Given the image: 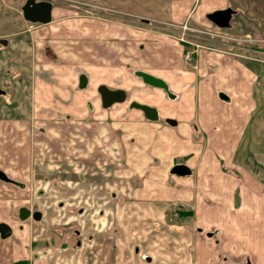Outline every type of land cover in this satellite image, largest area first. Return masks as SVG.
<instances>
[{"label":"rangeland","instance_id":"374dc122","mask_svg":"<svg viewBox=\"0 0 264 264\" xmlns=\"http://www.w3.org/2000/svg\"><path fill=\"white\" fill-rule=\"evenodd\" d=\"M50 1L53 20L42 25L23 18L26 0H0V171L24 184L0 179V204L16 219L23 205L43 214L40 260L32 264H257L246 249L241 256L221 250L209 216L195 215L196 202L211 203V182L194 177L205 161L227 178L241 163L264 194V40L257 39L264 0ZM220 8L236 11L230 28L206 17ZM163 49L174 67L165 76L173 98L135 74L162 77ZM215 55L258 75V106L233 162L204 157L216 148L197 122L195 77L202 66L218 67ZM101 84L124 89L127 100L103 108ZM133 101L156 107L159 120L132 109ZM254 135L260 141L250 142ZM174 164L188 165L193 177L178 181Z\"/></svg>","mask_w":264,"mask_h":264},{"label":"crops","instance_id":"0c3cea01","mask_svg":"<svg viewBox=\"0 0 264 264\" xmlns=\"http://www.w3.org/2000/svg\"><path fill=\"white\" fill-rule=\"evenodd\" d=\"M220 1L222 4L225 0L223 2L222 0ZM187 13L188 11L183 12V14ZM235 15L236 11L233 16ZM106 33L105 38L113 35V32L109 30ZM263 36L261 35L257 39L264 40ZM119 46L129 48V45L126 43H122ZM214 57L215 61H218V63L216 62L218 67L215 68L213 66L215 70H210L202 66L199 78L195 77V83H197L195 89H198L199 92L196 93L199 96L197 122L199 123L200 131L209 134L211 138L210 143L214 145L213 148H216L214 150L215 153H205L204 157L208 160L215 159L218 161L220 158L229 159L233 162L237 156L238 144L241 142V138L245 134L252 117L251 112L255 111L258 106L252 97L258 75L257 72L251 69V65H247L243 61L230 60L227 57L216 60L217 56L215 55ZM161 59L163 63L160 64L159 68L163 76L159 77L152 72L147 73L162 78L169 85V79L165 78V76L170 78L174 76L171 73L174 67L173 63H171L172 60L169 59V54L165 53L164 49L161 51ZM149 67L152 70L155 69L151 63ZM21 76H24V73ZM54 77H56L55 72ZM262 82L259 86V91L264 95V79ZM179 87L181 88L180 85ZM179 87H177V90ZM220 92L229 96L230 101L225 103L230 104V106L222 104L224 101L217 100L216 97H218ZM2 93V95H5V92L2 91ZM173 95L176 96L175 94ZM263 95L260 101L261 105L264 106ZM217 127L219 130L215 129ZM213 129L218 131L214 132ZM258 136L254 135L250 139V142L253 140H256V142L260 141ZM253 155L257 156L256 154H252L251 156L253 157ZM251 156L249 157L252 158ZM258 157L261 156L258 155ZM204 164V166L200 167L198 176L194 177V179L197 183L199 178V182L204 184L205 182L200 177L202 175L207 176V180L211 182V185L209 184L208 187L211 203L207 205L196 202L195 215L201 221L207 220V222L208 218L205 216H209L211 228L218 229L221 234V250L229 252L233 256H241L242 252L246 249L254 255L257 264H264V194L263 189L256 188L253 181H251L252 176L250 172L252 169L247 170L245 166L238 163L242 167L232 168L235 171L233 174L230 173L229 178H227L224 177L225 175L223 174L225 173L222 169H218L216 166H208L206 165V161ZM239 169L240 171L242 170L240 176L235 174L239 173ZM191 177H193V174L184 177L176 175L178 181L190 179ZM227 179L230 180L226 182ZM13 182L24 186L21 182L11 181L12 184H15ZM2 204H0V226L4 224L8 227V230L4 233L8 235L7 237H2L0 232V264H14L15 262L22 261L26 262V264H32L39 261L41 249L39 241L41 240L42 232H38L36 229L41 231L37 224L42 221L43 214L41 220H34L32 217L33 211L23 205L19 207L18 218L16 219L14 216H10V205L7 202H2ZM136 206L142 205L138 204L133 207ZM24 207L29 209L31 214L27 219L22 220L20 218V210ZM251 214H258L259 217L254 219ZM80 243L79 241L77 242L78 245ZM36 247L39 248L36 252H33V260L31 261L32 249ZM218 253L216 249L215 258L219 261Z\"/></svg>","mask_w":264,"mask_h":264},{"label":"water","instance_id":"95a60500","mask_svg":"<svg viewBox=\"0 0 264 264\" xmlns=\"http://www.w3.org/2000/svg\"><path fill=\"white\" fill-rule=\"evenodd\" d=\"M53 9L54 5L50 0H26L25 4L22 6V14L23 18L30 23L46 25L51 23L53 20ZM234 14L235 11L232 8H225L213 11L207 14L206 17L217 27L226 29L230 28L231 20ZM135 74L139 76L145 84L155 88H160L168 93L171 98L174 97L169 90V85L162 78L144 71H136ZM87 83V76L85 74H80L78 78L79 88L84 89L87 86ZM98 92L100 94L101 105L105 109L113 106L116 103H123L127 100V92L121 88L111 89L107 85L101 84L98 86ZM218 96L224 102L230 101L229 96L223 92H220ZM130 107L143 112L145 118L150 121L159 120V112L156 107L136 101H133L130 104ZM167 122L172 126L177 124V121L171 118L167 119ZM171 174L184 177L191 174V169L186 164H178L171 169ZM0 179L6 182H11L9 177L6 176V174L2 171H0ZM30 214L31 211L24 207L21 209L20 218L25 220L30 216ZM32 217L34 220L39 221L41 220L42 213L40 211H35L32 213ZM7 230L8 227L6 225L2 224L0 226L2 237H7L8 234H4Z\"/></svg>","mask_w":264,"mask_h":264},{"label":"trees","instance_id":"16d2710c","mask_svg":"<svg viewBox=\"0 0 264 264\" xmlns=\"http://www.w3.org/2000/svg\"><path fill=\"white\" fill-rule=\"evenodd\" d=\"M188 215H193V212H187ZM17 264H26V262L22 261V262H17Z\"/></svg>","mask_w":264,"mask_h":264},{"label":"flooded vegetation","instance_id":"af4514ba","mask_svg":"<svg viewBox=\"0 0 264 264\" xmlns=\"http://www.w3.org/2000/svg\"><path fill=\"white\" fill-rule=\"evenodd\" d=\"M123 103H124V102H123ZM116 104H121V103H116ZM114 105H115V104H114ZM132 109H133V108H132ZM142 113H143V112H142ZM146 119H147V118H146ZM176 165H178V164H176ZM176 165L174 164L173 167L176 166ZM187 166H188V165H187ZM173 167H172V168H173ZM172 168H171V169H172ZM171 169H170V173H171ZM190 169H191V168H190ZM173 175H174V174H173ZM33 212H35V211H33ZM33 212H32V213H33ZM20 213H21V210H20Z\"/></svg>","mask_w":264,"mask_h":264}]
</instances>
